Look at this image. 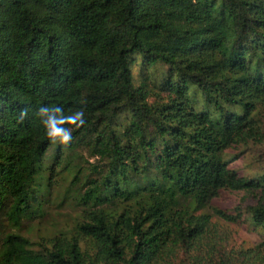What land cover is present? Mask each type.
I'll use <instances>...</instances> for the list:
<instances>
[{
    "label": "trees",
    "instance_id": "1",
    "mask_svg": "<svg viewBox=\"0 0 264 264\" xmlns=\"http://www.w3.org/2000/svg\"><path fill=\"white\" fill-rule=\"evenodd\" d=\"M41 105L87 117L45 182ZM262 109L264 0H0V264H264V168L245 175L232 154L264 146ZM63 148L82 211L23 236L49 213ZM226 192L253 203L214 207ZM217 218L260 229L258 250L217 247Z\"/></svg>",
    "mask_w": 264,
    "mask_h": 264
},
{
    "label": "rangeland",
    "instance_id": "2",
    "mask_svg": "<svg viewBox=\"0 0 264 264\" xmlns=\"http://www.w3.org/2000/svg\"><path fill=\"white\" fill-rule=\"evenodd\" d=\"M142 62L138 57L133 67V77L136 84L142 82ZM167 69L161 65H155L149 71V83L158 85L166 79ZM152 86V84L150 85ZM264 116V109L261 110L259 116ZM55 144L49 149V151L41 158L40 178L45 182L47 175L45 172L47 168L53 163V156L57 152ZM70 150L63 148L62 153V165L57 168L56 174L52 178V192L48 197L47 202L44 204L43 211L49 212L44 219L37 221L31 225L30 222L25 221L22 223V228L17 229L23 236L29 237V233H36L37 229L40 232L39 236L54 235L59 232L61 227L66 224V220L72 221L71 217H75L76 213L82 211V207L79 205L81 195L79 192H83L81 187L83 181L77 183L74 178L80 177L78 169L76 168L74 155ZM233 155L238 154L240 161L237 162V167L245 175L260 174L264 168V146H251L246 150V153L241 154L240 151L232 152ZM89 164L83 163L82 167L84 174H88V168L96 163L93 159H88L87 155H84V161ZM81 190V191H80ZM253 203L252 199H245L242 194H231L226 192L222 200L214 201L213 206L218 209L231 212L235 207L239 205L247 206ZM208 212H211L208 210ZM212 213V212H211ZM211 230L212 237L217 242V247H225L228 252H233V256H238L237 253L247 251L251 249L258 250L259 245L262 243V231L256 229L249 223L234 224L225 222L220 219H214L212 222ZM13 232L17 230L8 225ZM241 262V259L236 257ZM239 264V263H237ZM242 264V263H241Z\"/></svg>",
    "mask_w": 264,
    "mask_h": 264
},
{
    "label": "clouds",
    "instance_id": "3",
    "mask_svg": "<svg viewBox=\"0 0 264 264\" xmlns=\"http://www.w3.org/2000/svg\"><path fill=\"white\" fill-rule=\"evenodd\" d=\"M35 115L39 118L49 141L62 146H67L72 142L74 129L82 128L87 119L83 107L66 113L65 109L59 105H41ZM26 116V111H21L19 114L21 121Z\"/></svg>",
    "mask_w": 264,
    "mask_h": 264
}]
</instances>
